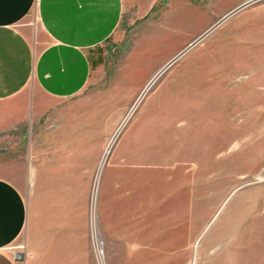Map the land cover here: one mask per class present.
Masks as SVG:
<instances>
[{"label": "rangeland", "instance_id": "1", "mask_svg": "<svg viewBox=\"0 0 264 264\" xmlns=\"http://www.w3.org/2000/svg\"><path fill=\"white\" fill-rule=\"evenodd\" d=\"M248 1H188L126 21L91 87L60 114L75 119L72 142L61 122L43 215L46 227L79 230L70 264H264V0L188 50ZM29 145L0 140L21 190Z\"/></svg>", "mask_w": 264, "mask_h": 264}, {"label": "crops", "instance_id": "2", "mask_svg": "<svg viewBox=\"0 0 264 264\" xmlns=\"http://www.w3.org/2000/svg\"><path fill=\"white\" fill-rule=\"evenodd\" d=\"M188 1L0 0V140L30 141L22 190L0 163V264H70L74 245L78 259L79 230L44 225L45 157L61 150L51 145L57 125H67L71 143L75 122L60 114L91 87L108 47L125 39L126 21L132 25ZM97 235L92 230L100 243Z\"/></svg>", "mask_w": 264, "mask_h": 264}, {"label": "water", "instance_id": "3", "mask_svg": "<svg viewBox=\"0 0 264 264\" xmlns=\"http://www.w3.org/2000/svg\"><path fill=\"white\" fill-rule=\"evenodd\" d=\"M258 0H251V1H248L246 3H244L243 5L239 6L238 8L234 9L232 12H230L229 14H227L225 17H223L216 25H214L212 28H210L206 33H204L201 37H199L197 40H195L191 45L190 47L188 48L191 49L192 47H194L197 43H199L204 37L206 34H209L211 31H213L217 26H219L220 24H222L223 22H225L228 18H230L232 15H234L235 13H237L238 11L254 4L255 2H257ZM178 59V58H177ZM176 61V60H175ZM175 61L169 63L165 69L163 70V73L166 72L167 70H169V68L175 63Z\"/></svg>", "mask_w": 264, "mask_h": 264}, {"label": "bare ground", "instance_id": "4", "mask_svg": "<svg viewBox=\"0 0 264 264\" xmlns=\"http://www.w3.org/2000/svg\"><path fill=\"white\" fill-rule=\"evenodd\" d=\"M208 34H206L205 36H207ZM205 38V37H204ZM182 53V52H181ZM180 53V54H181ZM185 53H183L182 55H181V57L184 55ZM180 57V58H181ZM178 58V56H176L172 61H170L169 63H171V62H173V61H175V60H178L177 59ZM179 58V59H180ZM176 62V61H175ZM168 63V64H169ZM167 64V65H168ZM166 65V66H167ZM165 66V67H166ZM165 67L154 77V79L151 81V83H150V85L147 87V89L145 90V92L142 94V96H141V98H140V100L137 102V104H136V106L137 105H139V103L141 102V100L146 96V94H147V92H148V90H149V88H152L153 87V85L162 77V75H164L166 72H164L163 73V70L165 69ZM111 148H112V146H110V147H108V149L105 151V154H104V156H103V158H102V160H101V163H100V170L104 167V164H105V162H106V160H107V158H108V155L110 154V151H111ZM98 236V235H97Z\"/></svg>", "mask_w": 264, "mask_h": 264}, {"label": "trees", "instance_id": "5", "mask_svg": "<svg viewBox=\"0 0 264 264\" xmlns=\"http://www.w3.org/2000/svg\"><path fill=\"white\" fill-rule=\"evenodd\" d=\"M192 3H194V4H199L200 3V1H204V0H190Z\"/></svg>", "mask_w": 264, "mask_h": 264}]
</instances>
